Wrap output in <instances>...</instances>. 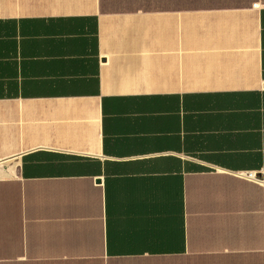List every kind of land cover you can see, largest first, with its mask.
I'll list each match as a JSON object with an SVG mask.
<instances>
[{
	"label": "crops",
	"instance_id": "0c3cea01",
	"mask_svg": "<svg viewBox=\"0 0 264 264\" xmlns=\"http://www.w3.org/2000/svg\"><path fill=\"white\" fill-rule=\"evenodd\" d=\"M264 0H0V264H264Z\"/></svg>",
	"mask_w": 264,
	"mask_h": 264
},
{
	"label": "built area",
	"instance_id": "2783aa9c",
	"mask_svg": "<svg viewBox=\"0 0 264 264\" xmlns=\"http://www.w3.org/2000/svg\"><path fill=\"white\" fill-rule=\"evenodd\" d=\"M238 176L243 178L244 180H249L251 182L264 185V176L262 178L257 177V175L253 172H245V173H237Z\"/></svg>",
	"mask_w": 264,
	"mask_h": 264
}]
</instances>
